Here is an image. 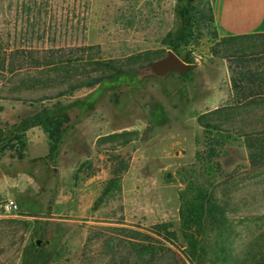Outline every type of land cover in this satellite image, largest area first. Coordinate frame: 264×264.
<instances>
[{"label": "rangeland", "instance_id": "1", "mask_svg": "<svg viewBox=\"0 0 264 264\" xmlns=\"http://www.w3.org/2000/svg\"><path fill=\"white\" fill-rule=\"evenodd\" d=\"M178 1L0 0V39L12 49H55L71 63L51 73L57 79L92 73V59L149 65L181 29ZM209 1L195 0L179 44L191 59L182 75L158 77L147 66L43 102L0 95V129L44 107L69 105L70 118L55 158L41 126L27 132L25 147L0 148V200L20 204L17 214L0 215V264H111L130 250L124 228L152 234L160 223H169L171 247L182 254L190 183L235 206L226 224L238 252L264 232V165L250 164L244 136L264 130V107L239 106L233 88L241 73L264 68V35L215 38L199 15ZM12 77L0 72V90L20 82ZM201 121L224 125L209 130ZM119 168V185L102 196ZM157 264L174 263L169 254Z\"/></svg>", "mask_w": 264, "mask_h": 264}, {"label": "trees", "instance_id": "2", "mask_svg": "<svg viewBox=\"0 0 264 264\" xmlns=\"http://www.w3.org/2000/svg\"><path fill=\"white\" fill-rule=\"evenodd\" d=\"M178 2L180 7L177 16L181 29L175 36L169 35L171 39L168 44L169 48L184 61L190 63V57L182 55L179 44L186 39L195 0ZM199 15L203 22L208 23V30L211 28L215 38H219L214 27L211 0L207 9L200 11ZM8 46V43L0 39V72L19 77L20 82L1 89L0 95L25 103L43 102L67 96L85 86L117 83L126 75L152 63L132 65L92 59V64L96 66L92 73L84 72L74 77L66 74L63 78L57 79L51 73L65 69L71 63L68 60L58 59L55 49L36 52L33 51L34 49L28 51L20 47L12 49ZM31 70L33 74L30 73ZM66 72L70 73V68ZM233 88L241 95L237 101L239 106L245 109L252 106L264 107V68L241 73L238 79H233ZM68 109L69 105L44 107L41 112L20 123L0 129V148L8 151L16 150L18 145L25 147L27 132L33 127L41 126L49 133L50 155L55 158L66 131L63 126L70 120ZM201 123L209 130H220L224 125L223 121H201ZM244 136L250 164L264 165V130H251ZM120 171L119 168L113 172L102 196L110 194L119 185ZM188 188L189 190L182 194L180 211L181 233L185 245L182 254H178L171 247L177 245V235L171 230L169 223L154 225L152 234L124 228L123 231L127 236L123 240V246L126 249L129 246L130 250L128 248L127 255L123 254L119 260L113 256L111 264H157L169 254L174 264H187L182 261V255L189 264H264V232L260 233L245 250L238 252L232 244L231 233L226 224L227 212L235 211V206L229 200L218 197L210 188L196 186L194 183H190Z\"/></svg>", "mask_w": 264, "mask_h": 264}, {"label": "crops", "instance_id": "3", "mask_svg": "<svg viewBox=\"0 0 264 264\" xmlns=\"http://www.w3.org/2000/svg\"><path fill=\"white\" fill-rule=\"evenodd\" d=\"M219 37L264 35V0H211Z\"/></svg>", "mask_w": 264, "mask_h": 264}, {"label": "water", "instance_id": "4", "mask_svg": "<svg viewBox=\"0 0 264 264\" xmlns=\"http://www.w3.org/2000/svg\"><path fill=\"white\" fill-rule=\"evenodd\" d=\"M150 69L158 77H166L171 72H178L182 75L189 69V63L184 61L174 50L169 49L166 56L154 60L150 64ZM37 243L41 245L43 240L38 239Z\"/></svg>", "mask_w": 264, "mask_h": 264}, {"label": "built area", "instance_id": "5", "mask_svg": "<svg viewBox=\"0 0 264 264\" xmlns=\"http://www.w3.org/2000/svg\"><path fill=\"white\" fill-rule=\"evenodd\" d=\"M20 210V204L15 198L0 200V215L17 214Z\"/></svg>", "mask_w": 264, "mask_h": 264}]
</instances>
